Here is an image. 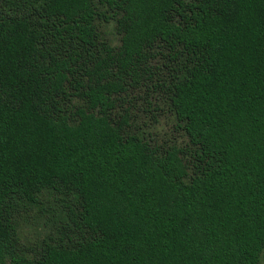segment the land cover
Segmentation results:
<instances>
[{"label":"trees","instance_id":"trees-1","mask_svg":"<svg viewBox=\"0 0 264 264\" xmlns=\"http://www.w3.org/2000/svg\"><path fill=\"white\" fill-rule=\"evenodd\" d=\"M263 253L264 0H0V264Z\"/></svg>","mask_w":264,"mask_h":264},{"label":"rangeland","instance_id":"rangeland-1","mask_svg":"<svg viewBox=\"0 0 264 264\" xmlns=\"http://www.w3.org/2000/svg\"><path fill=\"white\" fill-rule=\"evenodd\" d=\"M111 30V29H110ZM111 39L114 43L117 42V38L112 34ZM155 134L158 135L159 141L161 139L175 140L178 143L183 140L182 136L174 128V122L168 115H162L159 119V123L154 129ZM260 264H264V253L261 255Z\"/></svg>","mask_w":264,"mask_h":264}]
</instances>
